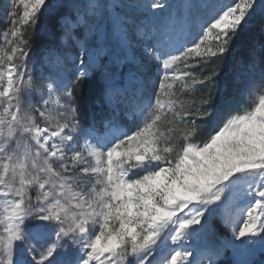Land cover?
Listing matches in <instances>:
<instances>
[{"label": "snow or ice", "instance_id": "6c2138e0", "mask_svg": "<svg viewBox=\"0 0 264 264\" xmlns=\"http://www.w3.org/2000/svg\"><path fill=\"white\" fill-rule=\"evenodd\" d=\"M56 16L73 44L46 45L37 80L33 42ZM0 19V264H218L264 245V58L237 77L246 106L214 96L234 43L264 32V0H3ZM106 23L120 80L100 60ZM217 217L230 238L213 242Z\"/></svg>", "mask_w": 264, "mask_h": 264}, {"label": "rangeland", "instance_id": "374dc122", "mask_svg": "<svg viewBox=\"0 0 264 264\" xmlns=\"http://www.w3.org/2000/svg\"><path fill=\"white\" fill-rule=\"evenodd\" d=\"M61 2H64V0H61ZM98 2L111 4L113 0H98ZM125 2H132V0H125ZM173 2L178 3L179 0H173ZM225 2H227V0H225ZM2 4H3V0H0V6H2ZM123 11L127 12L129 15H135L136 17L141 19L143 18L138 11H133L129 9H124ZM58 18L59 17L56 16L55 19H52L48 24L45 25L46 31L55 32L56 39L54 41L49 40L46 31H42L34 39L33 50L39 54L38 63L33 68V75L34 77L37 78V80L40 78L42 72L46 73V71L48 70V65L43 64L45 46L50 43H53L59 48L68 49L73 44L72 40L62 41L60 39V37L62 36V32L60 30L59 24L57 23ZM4 27H6V22L3 19H0V29H3ZM77 31H79V29H77ZM103 31H104V35L97 40V45L101 48L100 60L105 63L107 68L114 69L117 74V79L120 80L125 74H127L129 65L121 63L119 66H117L112 63L111 58L114 55L118 56V55H122L123 53L121 51L120 46L117 43L115 28L109 29L106 23ZM50 60H54V57L50 58ZM93 75L94 77L97 76V83L98 85L102 86V94H103L104 85H105L103 75L100 73H94ZM88 89H89V82L82 88L80 93L81 114L84 119L87 112V106L85 102L88 98L87 95ZM243 99H245V101L242 106H246L247 98L243 97ZM32 100L33 102L38 104L39 96L38 95L33 96ZM101 103H102V95H101ZM214 221L218 222L219 225H221V229L218 230L217 228H215L216 226L214 224ZM212 223L215 232V235L212 238L213 242H216L218 238H224V239L230 238V230L223 225L219 217L214 218ZM236 243L239 244L240 242L236 241ZM218 264H264V245L257 242L254 245L240 248L239 250H233L230 247L225 248L222 255L219 257Z\"/></svg>", "mask_w": 264, "mask_h": 264}, {"label": "trees", "instance_id": "16d2710c", "mask_svg": "<svg viewBox=\"0 0 264 264\" xmlns=\"http://www.w3.org/2000/svg\"><path fill=\"white\" fill-rule=\"evenodd\" d=\"M234 48V55L229 56L219 66L220 76L217 77V90L214 96H216L217 100L233 98V107H241L245 99L239 94L240 85L237 77L239 74V76H242L247 71V65L251 62L252 58L251 53L255 52L257 72L259 70V61L261 58H264V32L261 31L259 24L243 34L234 43ZM87 95L85 121L90 122L93 112H99L100 107L97 101L101 102L102 86L98 85L97 76L89 81ZM214 224L215 228L221 229V225L218 222L214 221Z\"/></svg>", "mask_w": 264, "mask_h": 264}]
</instances>
